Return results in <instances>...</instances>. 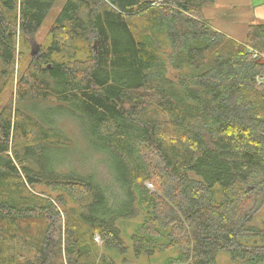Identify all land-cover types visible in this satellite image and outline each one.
Segmentation results:
<instances>
[{"label": "trees", "instance_id": "trees-1", "mask_svg": "<svg viewBox=\"0 0 264 264\" xmlns=\"http://www.w3.org/2000/svg\"><path fill=\"white\" fill-rule=\"evenodd\" d=\"M215 1L65 0L41 57L17 69V34L32 38L56 0H0V76L16 77L0 105V264H126L118 221L138 212L135 256L264 264V23L237 42L203 18ZM55 115L98 140L107 178L42 162L71 144Z\"/></svg>", "mask_w": 264, "mask_h": 264}, {"label": "rangeland", "instance_id": "rangeland-1", "mask_svg": "<svg viewBox=\"0 0 264 264\" xmlns=\"http://www.w3.org/2000/svg\"><path fill=\"white\" fill-rule=\"evenodd\" d=\"M64 1L65 0H56V3L48 12L47 17L44 19L39 30L34 34L32 38L30 36H22L20 34H17L15 42L16 59L14 64L15 67L17 66V69H20V67L24 68L29 62L34 61V59L38 60L41 57L40 53H42V50H44L47 44V34L50 26ZM33 43L37 45L38 50L36 49L34 51L35 46ZM88 46H91V42ZM32 47H34V49L33 53L31 54ZM256 53L259 54L257 51ZM6 79L7 76H0V105L14 104L15 100L14 97L16 77L9 80L5 84V81H7ZM258 85L264 86L261 84ZM47 117V123L56 124V128L70 139L71 144L64 148H58L57 146L54 149H43L40 152L42 162H44L45 164H58L60 162H63L68 166V168H72L80 174L87 175L92 174L91 172H93L95 175H100L101 178H107V175L109 174H107V172L109 170V166L111 167V165L109 163L106 152L102 150V146L99 144L98 140L89 134L86 128L80 123L79 119H75L69 116L55 115V117H53V119L49 121L50 116ZM111 163H113L112 160ZM60 171L66 172L67 167L62 165V167H60ZM146 186L150 189V191H155V185L153 186L151 182H146ZM216 187V184H214V189H216ZM252 214L253 224H259L264 219V205L262 204L261 200L257 201L252 208ZM142 217L143 214L138 212V214L133 218L118 221L119 227L121 228L122 238L128 245V248L127 251L124 254H120V256H118L116 260H126V264H166V261L169 257L178 255L179 252L177 249L156 252L152 255L142 254L140 256H135L130 244L129 235L132 233L133 229L137 225H139ZM96 237V243L100 245L101 242ZM216 264H231L230 256L227 251H221L218 253Z\"/></svg>", "mask_w": 264, "mask_h": 264}, {"label": "crops", "instance_id": "crops-1", "mask_svg": "<svg viewBox=\"0 0 264 264\" xmlns=\"http://www.w3.org/2000/svg\"><path fill=\"white\" fill-rule=\"evenodd\" d=\"M202 15L212 29L243 43L250 24L264 23V0H216Z\"/></svg>", "mask_w": 264, "mask_h": 264}, {"label": "built area", "instance_id": "built-area-1", "mask_svg": "<svg viewBox=\"0 0 264 264\" xmlns=\"http://www.w3.org/2000/svg\"><path fill=\"white\" fill-rule=\"evenodd\" d=\"M252 54H253V56H257L258 54L256 53V51H253L252 50ZM257 82H258V84H262V85H264V77H261V78H258L257 79ZM96 238H98V237H96Z\"/></svg>", "mask_w": 264, "mask_h": 264}, {"label": "water", "instance_id": "water-1", "mask_svg": "<svg viewBox=\"0 0 264 264\" xmlns=\"http://www.w3.org/2000/svg\"><path fill=\"white\" fill-rule=\"evenodd\" d=\"M31 49H32V51H31V54H32V53H33V49H34V47H32ZM35 49H37V45L35 46Z\"/></svg>", "mask_w": 264, "mask_h": 264}, {"label": "flooded vegetation", "instance_id": "flooded-vegetation-1", "mask_svg": "<svg viewBox=\"0 0 264 264\" xmlns=\"http://www.w3.org/2000/svg\"><path fill=\"white\" fill-rule=\"evenodd\" d=\"M34 44V46H36V44L35 43H33ZM36 49H34V51H35ZM37 50H38V48H37Z\"/></svg>", "mask_w": 264, "mask_h": 264}, {"label": "bare ground", "instance_id": "bare-ground-1", "mask_svg": "<svg viewBox=\"0 0 264 264\" xmlns=\"http://www.w3.org/2000/svg\"><path fill=\"white\" fill-rule=\"evenodd\" d=\"M264 77V76H263Z\"/></svg>", "mask_w": 264, "mask_h": 264}]
</instances>
